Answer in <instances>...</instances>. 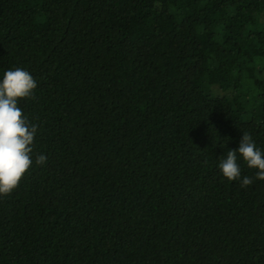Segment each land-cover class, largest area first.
<instances>
[{
  "label": "trees",
  "instance_id": "trees-1",
  "mask_svg": "<svg viewBox=\"0 0 264 264\" xmlns=\"http://www.w3.org/2000/svg\"><path fill=\"white\" fill-rule=\"evenodd\" d=\"M17 67L38 129L0 264H264V181L218 167L264 152V0H0Z\"/></svg>",
  "mask_w": 264,
  "mask_h": 264
},
{
  "label": "clouds",
  "instance_id": "clouds-1",
  "mask_svg": "<svg viewBox=\"0 0 264 264\" xmlns=\"http://www.w3.org/2000/svg\"><path fill=\"white\" fill-rule=\"evenodd\" d=\"M37 86L31 73L19 67L6 71L0 81V197L10 195L33 164L32 145L38 125L31 123L22 113L18 100L34 99ZM238 154L250 169H258L255 179L264 181V152L256 146L248 132L242 133L239 147L229 149L226 158L219 161L223 177L229 181H240L241 187L254 183L249 176L241 180ZM46 161L47 157L43 154L35 157L36 165H44Z\"/></svg>",
  "mask_w": 264,
  "mask_h": 264
}]
</instances>
